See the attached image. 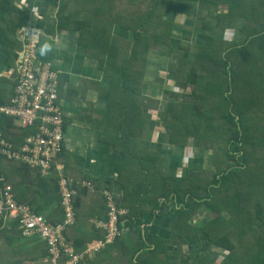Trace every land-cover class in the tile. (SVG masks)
Masks as SVG:
<instances>
[{"label":"trees","instance_id":"16d2710c","mask_svg":"<svg viewBox=\"0 0 264 264\" xmlns=\"http://www.w3.org/2000/svg\"><path fill=\"white\" fill-rule=\"evenodd\" d=\"M63 1L75 7L94 8L79 20L74 15L64 17V23L74 24L75 29L80 28L81 38H85L88 49L95 51V56L100 58L109 54L102 49L104 41L110 43L112 50L118 49L116 44L121 39L109 37L114 24L132 31L127 57L129 61L140 56L145 59L148 51L169 42L173 24L163 16L171 8L172 0H85L83 6L78 0ZM187 1L190 0H178L177 6H184ZM220 1L227 6V13L223 20L215 17V27L221 23L224 25L227 19V25L232 21L230 19L236 20L239 36L234 41L241 42L225 45L223 49L210 46L192 48L191 68L183 69V83L190 86L191 94L182 96L183 100L173 107L170 104L173 109L175 106V112L170 120L163 122L169 123L170 139L186 136L196 148L224 152V168L220 172H208L210 168H202L201 172L196 169V162L192 161L184 177L164 178L170 182L169 186L164 185V191H155L156 187L151 189L145 184L131 186L132 192H128L127 198L119 204L127 210L119 223L120 236L99 253L117 245L121 239L119 245L127 248L126 254L131 264H182L165 258L167 241L176 240L188 249L184 259L189 255L191 264H214L213 253L204 250L211 247L226 253L219 264H264V0ZM125 7L129 9L126 15L118 12ZM113 8L116 13L109 14ZM103 9L109 15L98 16ZM0 11L18 13L12 0H0ZM174 26L177 27L175 23ZM90 29L97 33L96 38ZM95 43L99 45L101 54L97 52ZM137 50L139 52L136 53ZM112 53L107 56L121 60L118 57L122 55L117 51ZM128 60L125 59L124 64ZM176 84L178 87L183 85L179 84L178 78ZM175 96L180 98L178 94ZM28 134L30 132L24 130L23 139ZM212 152L208 156V167L214 168ZM153 159L145 155L139 172H157L158 165L151 161ZM39 181L44 183L43 179ZM51 182L49 196L54 197V210L46 220L55 224L62 220L63 213L56 179L52 178ZM81 190L84 189H78ZM169 194L171 196L168 198ZM130 196L134 197V201L128 205ZM78 202L73 197L75 219ZM18 204L41 214L40 208L32 207L30 203ZM141 208L149 210L143 211ZM201 210L213 217L195 228L188 221ZM166 213L171 218L165 224L168 237L164 239L152 234L149 227L158 216ZM6 223L17 226L23 235L40 240L45 247L40 256L47 257L46 241L36 234L24 232L16 220L6 219L4 222L0 219V225ZM75 225L76 221L64 232V236L79 253L92 240L80 237L70 239L68 231ZM198 250L200 253L197 254L195 251ZM135 254L137 256L133 259Z\"/></svg>","mask_w":264,"mask_h":264},{"label":"crops","instance_id":"0c3cea01","mask_svg":"<svg viewBox=\"0 0 264 264\" xmlns=\"http://www.w3.org/2000/svg\"><path fill=\"white\" fill-rule=\"evenodd\" d=\"M78 1L84 5L85 0ZM12 4L18 13L0 11V104H7L13 94L16 61L24 34L34 30L38 59L49 62L57 73L63 149L51 174L45 177L22 164L0 158V182L11 187L16 202L40 208L47 219L54 210V197L49 196L52 178L56 182L60 175L72 179L79 185L74 195L79 202L76 225L69 229L68 236L95 240L103 233L93 223L103 220L106 214L103 190H110L121 205L128 192H132L131 186L145 184L151 189L156 187L155 191H164V185H170L164 178L184 177L193 161L191 155L197 149L193 141L185 136L170 139L169 123L163 122L172 118L173 105L184 98L175 99L169 67L174 61L162 49L152 50L143 72L139 58L135 57L131 66L124 61L114 64L110 56H95L87 48L85 38L80 37V28L64 23L66 16L90 14L94 9L91 6L75 7L63 0H12ZM113 32L130 36L127 29L116 24ZM116 45L122 47L121 41ZM122 57H126L125 52ZM145 97L152 102L145 101ZM166 97L169 99L165 100ZM0 131L13 146L21 145L24 130L15 120L1 119ZM206 151L199 158L200 168H207L211 151ZM145 155L154 158L151 161L158 165L157 172H139ZM80 188L84 190L78 191ZM133 201L130 196L127 204ZM170 218L169 213L158 216L149 231L166 238L165 224ZM10 224L0 225V264H48L46 257L40 256L45 249L41 241L23 235L17 226ZM119 243L97 254L91 264H131L127 248Z\"/></svg>","mask_w":264,"mask_h":264},{"label":"built area","instance_id":"2783aa9c","mask_svg":"<svg viewBox=\"0 0 264 264\" xmlns=\"http://www.w3.org/2000/svg\"><path fill=\"white\" fill-rule=\"evenodd\" d=\"M13 94L7 104H0V120H15L22 130L30 134L20 146H13L0 131V157L20 162L36 170L40 177L51 174L55 161L63 149V119L58 100L57 73L49 62L37 57V34L28 30L17 56ZM1 183V182H0ZM79 185L72 179L60 175L57 189L62 220L51 224L41 214L28 206L18 204L9 185H0V219L16 220L28 234H36L47 245L48 264H91L92 259L120 236L119 223L127 210L121 208L110 190L102 191L106 209L103 220L94 221L102 236L92 240L77 253L66 240L64 232L74 225L73 197ZM81 186H91L81 183Z\"/></svg>","mask_w":264,"mask_h":264},{"label":"rangeland","instance_id":"374dc122","mask_svg":"<svg viewBox=\"0 0 264 264\" xmlns=\"http://www.w3.org/2000/svg\"><path fill=\"white\" fill-rule=\"evenodd\" d=\"M177 2L178 0H174L173 4L171 5V8H169L163 16L165 20H169L172 24L176 23L178 27L183 28V30H185L182 32H178V30L175 29V32H178L176 33L175 38H173L171 43L162 46V50L165 53L171 55V61H174V66L175 64L177 65L178 63H180L178 57H192V54L189 52L190 47L191 50L192 48L195 49L205 46H210L214 49H223L225 45H232V43L234 42H241V40L238 42L234 41V39L239 36L237 33V28L239 24L236 20L230 19L232 21H229V24L227 25V19L224 25L221 23L220 25L215 27V17L219 16L220 20H223L224 14L227 13V6L223 4L220 0H190L184 3V6H177ZM213 36L215 37L211 42ZM213 42L216 43L213 44ZM102 49L106 50L108 53L114 52L109 42L104 41V46L102 47ZM188 66V61H181L180 66L177 69L179 84H183L185 78L183 69L184 67ZM174 91V94L182 92L179 89H174ZM185 92L189 91L186 90ZM178 95L180 97L184 96L180 94ZM167 96L171 97L169 95ZM168 97H166L165 100L169 99ZM176 98L178 97L175 96V99ZM201 148H197L196 152H194L195 154H193V156L191 155L192 158L196 159L195 162H198L199 158L203 154V149ZM208 150L206 152H208ZM223 155H225L224 152L222 154V152H219V149L218 151L212 152V159L214 160V169L208 172H220L224 168L222 160ZM195 166L197 168L199 167L198 164H195ZM207 174H204V176H206ZM199 217L200 212L195 214L194 219H198Z\"/></svg>","mask_w":264,"mask_h":264},{"label":"flooded vegetation","instance_id":"af4514ba","mask_svg":"<svg viewBox=\"0 0 264 264\" xmlns=\"http://www.w3.org/2000/svg\"><path fill=\"white\" fill-rule=\"evenodd\" d=\"M107 9V8H106ZM104 10V9H103ZM108 10V9H107ZM128 8H124V9H122V11L120 10V11H118L119 13H122L123 15H126L127 14V12H128ZM102 12H104V11H102ZM108 12V11H107ZM109 14H115L116 13V10H115V8H113V10L111 11L110 10V12H108ZM109 14H105V12L104 13H99L98 14V16H107V15H109ZM67 17V16H66ZM75 17H78V19L77 20H79L80 19V15L79 16H75ZM115 26V24L113 25V27ZM113 27H111V30H110V32H109V37H112V36H115V37H117L118 39H121V44H122V47L120 46V45H118V49H113V51H118V52H120L121 53V55H123V52H125L126 53V57L124 58V60H114V62L116 61V62H121V61H125V59H127L128 60V53H129V44L131 43V40H132V38H133V36H132V31H130V30H128L127 28H125V27H123V25L122 26H120V27H123V28H125V29H127L128 30V32L130 33V36H127V35H123L122 34V36H120V35H118V33H114L113 32ZM175 29L176 30H178V32H182V31H185V30H183V28H180V27H175L174 26V23H173V26H172V30H171V33H170V37H169V42L168 43H166V44H169V43H171V41L173 40V38H175V36H176V33H178V32H175ZM112 32V33H111ZM93 34L95 35V38L98 36L97 35V33L95 32V31H93ZM80 37H81V33H80ZM215 36H213L212 37V39L214 38ZM96 42V41H95ZM96 44V46H97V52L99 53V54H101V50H100V48H99V45L97 44V43H95ZM166 44H161V45H159V47L155 50V51H158V50H160V49H162V46L163 45H166ZM190 47V46H189ZM88 48V47H87ZM150 51H152V50H150ZM150 51H148V53H147V55L145 56V59H143V57L142 56H140L139 57V62H141L142 61V71L144 72V71H146V63H147V59H148V55H149V52ZM95 52V51H94ZM137 52H139V50H137L136 51V53ZM189 52L191 53V47L189 48ZM114 53H109V54H104V55H113ZM167 54V53H166ZM137 55V54H136ZM167 56L171 59L172 57H170L171 55H169V54H167ZM102 57H103V55H102ZM109 57V56H108ZM111 57V56H110ZM182 57H184V58H186V59H184V58H181V57H178V60H179V62L181 63V61H183V62H185V61H188L189 62V64H191V61H192V57L190 58V57H185V56H182ZM112 58V57H111ZM119 59L120 58H123L122 56H119L118 57ZM114 59V58H113ZM115 62V63H116ZM114 63V64H115ZM129 65H134V63L132 62V60H128V62H127ZM180 63H178L177 65L175 64V66L173 65L174 64V62H173V64H171V65H169V67H170V69L172 70V74L170 75V80L172 81V87H173V89H179L180 91H182V92H178V94H180V95H190L191 94V88H190V86L189 85H187L186 83H183V85L181 86V87H178L177 86V84H176V79L178 78V76H177V69H178V67L180 66ZM114 64H113V66H114ZM127 66L128 68H130V66ZM112 66V67H113ZM176 66H177V69H176ZM186 68H191V66L189 65L188 67H184V70H186ZM176 70V71H175ZM142 71H140V75H143V73H142ZM184 76H185V72H184ZM170 83V82H169ZM170 86H171V84H170ZM186 87H189L190 88V90H188V91H190V93H188V92H185L186 90ZM185 90V91H184ZM175 92V91H174ZM144 100L145 101H148V102H152V100H148V99H146V97L144 98ZM155 102V101H154ZM145 107H148V106H145ZM168 120H170V118H167ZM186 137V136H185ZM188 138V137H187ZM190 139V138H189ZM191 140V139H190ZM192 141V140H191ZM193 161H196L195 160V158H193ZM196 164H200V160H198V162H196ZM207 167H208V164L206 165ZM210 168V170H213L214 168L212 167H208V168H204V169H209ZM196 169H198V170H201V172H202V168H200V167H198V168H196ZM200 212V217L198 218V219H194V216L192 217L193 219H194V221H193V219H191V220H189L188 222H189V224H191V225H193L195 228L197 227V228H199L204 222H207L208 221V219L209 218H212L213 217V215H211L210 213H208L207 211H205V210H201V211H199ZM206 214V215H205ZM201 217H203V218H201ZM197 224H200V226H197ZM167 237H168V234L166 235V238H164V239H167ZM167 243H168V248H167V254L165 255V258H166V260H168V261H171V262H173V261H176V262H180V263H182V264H191V260H189V255H187V257L188 258H186V259H184V254H187V248L186 247H182L181 245H179L178 243H177V241L175 240L174 242H172V241H167ZM204 250H206L205 252H209V253H213L212 255H214L213 257H214V260H213V263L214 264H219L221 261H222V259H223V256H224V254H226L225 252H223L222 250H219V249H217L216 247H211V248H205ZM197 254L198 253H200V251L198 250V251H195Z\"/></svg>","mask_w":264,"mask_h":264}]
</instances>
